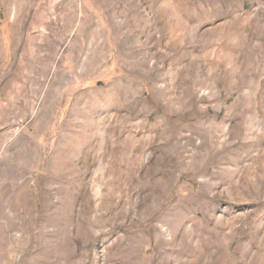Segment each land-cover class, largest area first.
I'll return each mask as SVG.
<instances>
[{"label":"rangeland","instance_id":"obj_1","mask_svg":"<svg viewBox=\"0 0 264 264\" xmlns=\"http://www.w3.org/2000/svg\"><path fill=\"white\" fill-rule=\"evenodd\" d=\"M0 264H264V0H0Z\"/></svg>","mask_w":264,"mask_h":264}]
</instances>
